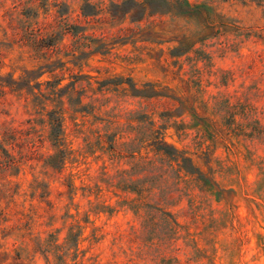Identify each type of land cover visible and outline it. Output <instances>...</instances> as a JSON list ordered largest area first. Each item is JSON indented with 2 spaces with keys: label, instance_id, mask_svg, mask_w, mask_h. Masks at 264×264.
<instances>
[{
  "label": "rangeland",
  "instance_id": "374dc122",
  "mask_svg": "<svg viewBox=\"0 0 264 264\" xmlns=\"http://www.w3.org/2000/svg\"><path fill=\"white\" fill-rule=\"evenodd\" d=\"M133 1L0 0V264H264V0Z\"/></svg>",
  "mask_w": 264,
  "mask_h": 264
},
{
  "label": "trees",
  "instance_id": "16d2710c",
  "mask_svg": "<svg viewBox=\"0 0 264 264\" xmlns=\"http://www.w3.org/2000/svg\"><path fill=\"white\" fill-rule=\"evenodd\" d=\"M133 5L134 7H140L142 6L143 3H137L135 0L133 1ZM144 3H146L145 5L148 6V9H151L152 13H174V14H188V13H192L193 11H195L197 9V7L192 6L187 0H144ZM146 9L142 8L141 11L144 13ZM151 13V14H152ZM52 116V115H51ZM52 123H53V127L52 130L54 131V133H56V143L59 142L61 133L63 134V130H62V121L61 118H50ZM162 148H158L157 150H161ZM174 159H177V157H175ZM182 161H187L189 162V160L186 159H182ZM194 170L192 168H186V172L193 174Z\"/></svg>",
  "mask_w": 264,
  "mask_h": 264
}]
</instances>
